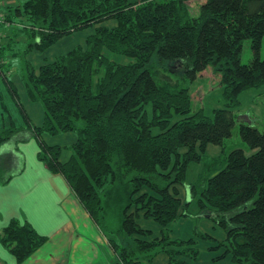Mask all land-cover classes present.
I'll use <instances>...</instances> for the list:
<instances>
[{
    "label": "trees",
    "instance_id": "trees-1",
    "mask_svg": "<svg viewBox=\"0 0 264 264\" xmlns=\"http://www.w3.org/2000/svg\"><path fill=\"white\" fill-rule=\"evenodd\" d=\"M187 1L16 0L0 8L12 23L9 29L0 25L6 38L12 33L7 45H0V88L10 94L24 122L21 128L11 122L0 129V149L33 138L37 159L65 179L122 264H151L162 253L167 264L197 258L193 239L170 237L168 226L186 215L189 204L178 186L187 164L201 161L207 144L221 145L231 136L240 92L264 85V0H204L197 15L190 14ZM109 20L116 24L102 25ZM87 28L93 32L84 46L43 63L37 73L26 60ZM19 38L25 48L13 55L21 61L26 99L43 109L38 125L19 100L14 64L4 54ZM245 40L252 58L242 64ZM106 53L133 60L120 63ZM208 66L220 73L224 97L212 118L201 108L192 111L187 85L172 83L160 72L193 82ZM65 133L74 137L68 146L44 139ZM238 134L252 154L233 149L222 166L191 185L190 195L199 211L215 214L213 220L225 231L219 242L222 256L228 254L234 264H264V129L241 123ZM64 150L66 161L61 160ZM15 156L8 160L13 167L4 161L9 169L0 163V184L14 175ZM141 216L160 225L158 236L138 223ZM46 240L28 221L16 218L0 233L17 263Z\"/></svg>",
    "mask_w": 264,
    "mask_h": 264
},
{
    "label": "rangeland",
    "instance_id": "rangeland-1",
    "mask_svg": "<svg viewBox=\"0 0 264 264\" xmlns=\"http://www.w3.org/2000/svg\"><path fill=\"white\" fill-rule=\"evenodd\" d=\"M1 2L4 4L5 0H2ZM203 2L204 0L187 1L190 14L197 15L198 7ZM115 24L116 21L109 20L105 21V23L102 25L114 26ZM92 32L93 28H87L82 31L75 32L70 36L63 37V39L61 38V41H57L56 43L52 44L48 48L49 50L38 55H40L42 60L46 61L52 60V55H64L69 49L71 50L76 45L84 46L86 37ZM6 35L7 34L5 33L2 34L0 39L1 44L5 43V45H7L8 39L6 38ZM25 44V40L23 38H19L12 46L11 50L6 48L4 52L6 57H8V60L11 59L14 64L12 74L14 79L12 80L17 88L18 93L21 87L24 89L18 70L21 61H19L18 55H13V53L23 50L25 48ZM106 54L120 63H128L133 60L121 55H110L109 53ZM26 57L29 59L26 60L31 63L35 69V73H37L39 66L42 65L43 62L41 64L39 63V65L30 58L31 55L30 57L26 55ZM34 57L37 56L34 55ZM42 57H46V59ZM251 58L252 53L249 40H245L242 45L240 62L242 64H246ZM260 58L264 59V36L261 43ZM38 61L41 62V60ZM160 72L162 75H167L172 83L177 82L179 85H187L189 87L192 98L193 112L201 108L205 116L212 118L214 109L223 108L224 97L223 88L220 84V73L214 72L212 66H208L193 82H188L186 79L184 80L181 75H177L172 72L166 73L163 70ZM162 75L159 76L160 79H162ZM0 94L2 96L0 99V129L2 130L7 128L11 122L16 128H21L24 126V122L19 113L17 105L11 98L10 94L5 91L3 86L0 88ZM238 99L239 106L233 109V114L236 115V122L231 136L225 139L221 145L207 144L203 153L200 154L201 161H191L187 164L183 179L184 183L182 186H178L180 196L185 202L189 201V204L185 208L186 215L177 218V220L171 223L168 228L170 229V237L172 239H193L195 241V245L198 249V256L195 260H189L188 264H234L230 260V256L228 254L222 256L224 253V248L220 246L219 242L225 238V231L217 224L215 220H213L215 214L199 211L197 199L190 195V187L191 185L198 186L202 182V179L206 178L208 174L215 172L218 167L222 166L225 156L233 149H241L245 155L252 154L253 150H250L247 144L239 137L238 127L242 123L255 127L260 131L264 129V85L243 90L238 95ZM19 100L30 121L36 125L38 119L43 117V109L41 105L39 103L29 102L28 99L24 98V93L23 97L19 93ZM150 112V107L147 106L148 115H150ZM69 137H73V135L71 133L58 134L55 136L45 135L44 139L48 140V144H54L52 142H56L61 145L69 143ZM7 147H9V150L0 154V163L2 161H8L9 157L12 159L15 157V154L19 155L21 161L25 163V165H23L26 167V169L32 167L37 161L36 157L38 153V146L33 138L26 139L25 141H19L15 144H12V146L11 144H8ZM15 151L17 153H15ZM64 151L68 152L67 150ZM66 152H64V156H66ZM14 166L19 167L16 165ZM20 166L21 168H24V166L21 164ZM12 170L14 171L13 174H15L16 169ZM52 199L53 197H47L45 205L48 211L53 207L51 202ZM111 211L114 212V210ZM55 212V217L60 218V216L57 214V209H55ZM138 223L142 227L151 230L153 236L159 235L160 225L151 218H144L141 216L138 219ZM166 256L167 255L163 253L159 254L157 257H155L151 264H165L167 261Z\"/></svg>",
    "mask_w": 264,
    "mask_h": 264
},
{
    "label": "crops",
    "instance_id": "crops-1",
    "mask_svg": "<svg viewBox=\"0 0 264 264\" xmlns=\"http://www.w3.org/2000/svg\"><path fill=\"white\" fill-rule=\"evenodd\" d=\"M13 3L15 4L16 0H5L3 5ZM0 31L8 33L3 28ZM30 55L28 54L37 64L50 62L58 57L52 55L53 59L46 61L42 60L38 54L30 53ZM42 58L46 59V57ZM13 77L12 75V79ZM19 93L22 97L24 93L26 99V93L22 87ZM42 119L43 117H40L36 125L40 124ZM45 141L48 143L47 139ZM68 141L70 142L61 145L52 143L68 146L74 141L73 137H69ZM7 146L0 149V154L9 150ZM64 152L61 154L62 161H66L69 155V152H66L64 156ZM15 162L17 166L25 165L18 157ZM5 164L13 167L10 161ZM6 165L4 168L9 169ZM47 197H53L51 200L53 207L49 211L45 205ZM55 209L60 218L55 217ZM11 218L28 221L36 232L46 236L47 240L21 263H17L15 257L0 242V264H122L109 247L107 237L97 229L81 207L65 179L60 174L50 172L38 159L29 169L25 166L20 168L8 182L0 184V233ZM166 258L165 264L168 263V257ZM188 262L189 260L185 259V264Z\"/></svg>",
    "mask_w": 264,
    "mask_h": 264
},
{
    "label": "built area",
    "instance_id": "built-area-1",
    "mask_svg": "<svg viewBox=\"0 0 264 264\" xmlns=\"http://www.w3.org/2000/svg\"><path fill=\"white\" fill-rule=\"evenodd\" d=\"M3 6V4H2V2H1V0H0V8ZM0 25H3V27L5 28V29H9V28H11L12 27V23H9V22H6L5 21V19H4V15H3V13L0 11ZM4 32H1L0 31V37L2 36V34H3Z\"/></svg>",
    "mask_w": 264,
    "mask_h": 264
}]
</instances>
